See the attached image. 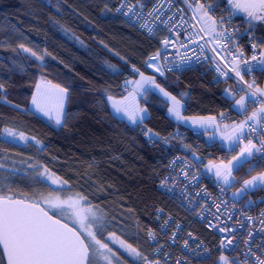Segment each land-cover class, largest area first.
<instances>
[{"label": "trees", "instance_id": "trees-1", "mask_svg": "<svg viewBox=\"0 0 264 264\" xmlns=\"http://www.w3.org/2000/svg\"><path fill=\"white\" fill-rule=\"evenodd\" d=\"M119 2L0 0V195L31 202L80 196L103 214L95 231L102 230V242L109 243L115 258L121 264H144L152 259L148 233L156 229L158 210L189 223L179 205L158 190L169 160L175 155L193 162L194 155L205 162L230 157L219 144L209 146L171 120L169 104L155 93L140 99L149 115L135 126L115 116L108 99L123 98L130 90L126 82L143 73L179 100L185 118L226 115L238 123L246 118L235 107L239 96L233 95L236 86L230 81L211 84L198 69L152 72L147 63L158 52L164 33L139 32L116 14ZM249 31L264 50V25ZM263 75L258 76V86ZM40 80L67 89L60 126L30 111ZM6 131L29 141H7ZM46 172L66 182L65 190L53 191L44 179ZM263 172L264 161L253 156L234 172V188ZM251 196L255 204L264 188ZM191 229L205 242L213 240L203 226L194 223ZM110 236L118 240L112 243ZM121 240L139 255L125 246L120 249ZM0 264H5L3 255Z\"/></svg>", "mask_w": 264, "mask_h": 264}, {"label": "built area", "instance_id": "built-area-1", "mask_svg": "<svg viewBox=\"0 0 264 264\" xmlns=\"http://www.w3.org/2000/svg\"><path fill=\"white\" fill-rule=\"evenodd\" d=\"M201 4L204 9L200 8ZM203 11L208 15L201 21ZM116 14L146 36L157 31L164 33L154 55L157 59L147 63L152 72L164 74L198 69L211 84L232 82L236 86L233 95L246 98L247 111L242 110L244 121L252 116L254 106L261 104L262 98L256 89L258 76L263 71L259 46L247 28V14L234 10L224 0H120ZM213 21L216 22L215 32L211 31ZM165 40L169 41L167 45ZM253 56L257 58L254 60ZM249 67L252 70L246 74L245 69ZM236 70L240 71V76L236 75ZM130 71L136 73L133 66ZM253 82L254 87L249 88ZM218 123L232 126L238 122L222 115ZM249 123L252 127L245 126L240 143L251 141L260 148L264 141V122L258 116ZM176 136L185 139L182 135ZM191 136L204 140L206 135L191 131ZM235 150L227 151V157L236 153ZM255 155L264 161V152L257 151ZM206 163L193 162L182 155L169 160L158 190L179 205L189 223L158 210L156 229L148 233L152 259L144 264H220L221 257L227 264H260V260H264V206L260 207L264 205V196L252 208L240 204L227 188L203 170ZM194 223L203 226L213 240L207 243L198 236L191 229Z\"/></svg>", "mask_w": 264, "mask_h": 264}, {"label": "snow or ice", "instance_id": "snow-or-ice-1", "mask_svg": "<svg viewBox=\"0 0 264 264\" xmlns=\"http://www.w3.org/2000/svg\"><path fill=\"white\" fill-rule=\"evenodd\" d=\"M227 3L233 8L243 9L253 20L264 21V0H227ZM204 7V4L200 5L201 9H204ZM129 11H132V9H129ZM127 14L125 13V15ZM207 15V11H203L200 14L201 21ZM208 19L211 20L212 18L208 16ZM215 24L216 22L213 21L211 26L212 32H215ZM201 30L203 31L204 28L202 27ZM218 35L222 36L223 33H219ZM224 38L227 39V37ZM164 43L167 45L169 41L165 40ZM24 50L28 51V49ZM32 55L35 56L36 53L33 52ZM256 58V56H253L254 60ZM150 59L155 60L157 57L154 56ZM260 63L264 64V59ZM251 70L252 68L249 67L245 69V73L247 74ZM261 70L264 71V69ZM236 75L240 76L239 70H236ZM141 78L142 81L147 80L143 76V73H141ZM141 86V82L138 81L136 87L140 88ZM248 87L253 88L254 82L253 84H249ZM240 91H243V89H240ZM256 92L264 96V91L259 88L256 89ZM66 93L67 89L64 88H59L56 93L47 90L42 91L40 84H37V91L32 97V104L36 107L37 111L49 116V118H52L53 114H55L56 123L60 124L61 117L65 115L64 100ZM164 94L166 96L168 95L166 92ZM171 99L173 100V107L169 111L179 119L181 118L179 111L180 102L175 97H171ZM249 102H252L250 98ZM121 103L113 101V107L116 109V112L123 111L128 117V120L136 123L137 113L143 111V109H139L138 107L122 109L120 106ZM236 103L247 111L244 104V97H241ZM261 105L259 113L254 112L248 121H244L239 126H236L235 131L239 132L245 126L251 128L252 125L249 122L256 121L258 115L260 116V121L264 122V101L261 102ZM9 135H12V133L10 132ZM240 139V136L236 137L237 142ZM254 149L258 152H264V141H261L260 148H257L255 144L249 141L241 150V155L243 156L244 153H248L251 156L254 154ZM241 163L242 161L238 159L237 164L231 168L228 165H224L223 167L227 169L230 175L233 170H238ZM216 175H221L219 166ZM49 179H51L53 185L66 184L59 177H49ZM224 180L225 183H229L228 175L224 176ZM257 183L264 184V174L259 177H253L252 180L245 181V187L241 191L246 192L249 185L255 187ZM52 190L63 191L65 189L57 188ZM237 195H240V193H237ZM82 199V197H78L75 201H60L59 198H56L55 201L49 200L48 208H46L39 201L29 202L12 196L0 195V246H2L0 255L7 256V264H90L91 255L98 254L103 256L108 264H112V257H115V252L109 247L108 242H102L103 233L99 227L96 228V231L92 230V227H95L98 223L95 218L96 214L90 209L85 210L80 206L79 202ZM63 204H67L74 209V219L66 218L62 222L58 218L65 214L63 212L57 213L55 209L61 208ZM49 208L53 211L50 212ZM90 216L93 218L92 220H88ZM68 219H71L73 225H76L78 222L79 228L74 230L73 227H70ZM86 220H88V223H85ZM85 232L86 238H82ZM109 239L112 243H115L118 237L110 236ZM227 242L230 244L231 239ZM119 243L130 249L131 252L136 253V249L131 248L130 245H124V241L121 240ZM109 253L111 257L107 255ZM136 254L139 255V253ZM221 259L223 260L224 258L221 257ZM260 264H264V260H260Z\"/></svg>", "mask_w": 264, "mask_h": 264}, {"label": "rangeland", "instance_id": "rangeland-1", "mask_svg": "<svg viewBox=\"0 0 264 264\" xmlns=\"http://www.w3.org/2000/svg\"><path fill=\"white\" fill-rule=\"evenodd\" d=\"M239 11V10H238ZM247 14V13H245ZM264 25V21H260V20H253L251 17L248 16V23H247V28L248 30H250L251 27H253L254 25ZM250 32V31H249ZM260 52V59H264V50H259ZM152 62H150V66ZM152 71V70H151ZM156 74H160L159 72H156ZM134 81L132 80H129L126 82V84L128 86H131L133 84ZM37 84H40L41 86V90L44 91V90H47V91H50L52 93H56L58 92V87L56 86H53L51 83L47 82V81H44V80H40ZM157 85V84H156ZM257 88H258V85H257ZM36 91H37V86H36V90H35V93L34 95L36 94ZM150 92V91H149ZM165 92V91H164ZM146 94V93H145ZM260 95V93H259ZM261 96V95H260ZM245 99V97H244ZM240 100V99H238ZM237 100V101H238ZM140 102V100H139ZM66 106H67V93L65 95V100H64V113H65V109H66ZM235 107L236 108H239V105L237 103H235ZM139 109H143V111H140L137 113V117H136V123H132L130 120L128 121L130 125H138L140 123H142L144 120H146L148 118V112L145 108L141 107L140 104H139ZM30 111L39 115L40 117L44 118L45 120L53 123L55 126H60L62 124V121H63V118L64 116L61 117V123L60 124H57L56 123V119H55V114H53L52 118H49V116H46L44 115L42 112H39L37 111L36 107L32 104V100H31V104H30ZM12 133V135H9V133ZM210 136L212 137H215V133L214 131H208ZM3 138L7 141H10V142H13V143H17V144H23L27 141H29V138L18 133V132H13V131H6L3 135ZM249 142H243V143H240L239 147L237 148V152L236 153H233L232 156L230 157L229 160H209L204 166H203V170L211 177L213 178L218 184H220L221 186L227 188L230 192V195L233 199H235L236 201L240 202L242 205L246 206V207H249L251 205L254 204L255 200H253L252 196L251 195H254L256 193L259 192V189L260 188H264V184H261V183H257V185L255 187L249 185L248 186V189L246 192H242L241 190L244 189L245 187V182H243L240 186H237L234 188V184H235V177H234V172L236 170H233L231 172V174L229 175L228 172H227V169H225L223 166L224 165H228L229 168H231L233 165H236L237 164V160L239 159L240 161H242V163L239 165L242 166L243 164L247 163L255 154L257 151H255V149L253 150V155L249 156L248 153H244L243 156L241 155V150L245 147L246 144H248ZM236 151V150H235ZM194 160H198L200 161V159L198 158V156H195L194 155ZM218 166H219V170L221 172V175L220 176H217L216 173H217V170H218ZM238 167V168H239ZM264 174L261 173L255 177H259L260 175ZM225 175H228V181L229 183H225V180H224V176ZM49 177H52V178H55L53 175H51L50 173H44V179L55 189L57 188H63L65 189L66 186L65 184H60V185H53L52 182H51V179H49ZM253 178L251 179H248V180H252ZM246 180V181H248ZM237 193H240V195H237ZM80 197V196H75V195H58V196H53V197H49L45 200H43L42 202H40L44 207L48 208V205H49V200H52V201H55L56 198H59L60 201H75L77 200V198ZM259 200V199H258ZM257 200V203L259 204L260 201ZM80 206L82 208H84L85 210H88L90 209L92 212H94L96 214V220L98 221V223L96 224V226L98 224H101V222L103 221V214L97 210L95 207L91 206V205H88L86 203V201L84 199L80 200ZM49 211H53L52 209L49 208ZM55 211L57 213H60V212H63L65 215L64 216H61V217H58L62 220V222H64V220L66 218H72L74 219V209L72 207H69L67 204H63L61 208H57L55 209ZM93 218L90 216L88 217V220H92ZM88 220L85 221V223H88ZM68 223H69V226L70 227H73L75 230L77 228H79V223L77 222L76 225H73L71 223V219H68ZM95 226V227H96ZM95 227H92V230L95 231ZM83 238H86V232L84 233V235L82 236ZM117 246L122 249L124 247H122L121 244H119L117 242ZM111 257V254H107ZM92 257H93V262L92 264H108V262L104 259L103 256H100L98 254H92ZM225 262H227L225 259H223L220 264H225ZM112 264H121V262L119 261V259L115 258V257H112Z\"/></svg>", "mask_w": 264, "mask_h": 264}, {"label": "crops", "instance_id": "crops-1", "mask_svg": "<svg viewBox=\"0 0 264 264\" xmlns=\"http://www.w3.org/2000/svg\"><path fill=\"white\" fill-rule=\"evenodd\" d=\"M261 69H264V64H260ZM264 72V71H263ZM146 78V77H145ZM133 84L130 87V90L128 93L120 99H115V98H109L108 99V104L111 109V111L114 113L115 116H117L119 119L125 120L127 123L128 117L124 114L123 111L121 112H116V109L113 107V101L116 102H122L120 104L121 108H133V107H139V100L145 95L147 92H152L155 93L158 97L164 99L168 104H169V109L173 107V100L171 99L172 96L169 94L166 96L164 91H161V88L156 85V83H153V80L147 78L146 81H142L141 76L135 80ZM140 81L141 82V87L137 88L136 83ZM258 88L262 91H264V75L261 84L258 86ZM134 97V98H133ZM127 98V99H126ZM254 99V97H250ZM262 101H264V96H261ZM241 99V98H239ZM246 102V98L244 99V104ZM246 105V104H245ZM261 104L258 106H254L253 108V113H259V110L261 109ZM184 106L180 103L179 104V111H180V116L181 118H177L172 112L168 110V116L171 120H173L177 124H181L187 128H189L191 131H201L203 132L206 136L204 138V141L210 145L213 143H217L225 148L226 151L230 152L233 150H238V146L243 139L245 135V128H243L241 131L237 132L235 131L236 126H239L242 122H239L235 125L232 126H225V125H220L218 123V118H185L183 117ZM238 111H242L244 108H241L239 105V108H236ZM259 116V115H258ZM260 117V116H259ZM133 126V125H132ZM208 131H214L215 137L210 136ZM240 136L241 139L237 142L236 137ZM231 137V138H229ZM237 152V151H236ZM201 161V160H200ZM196 162H199L198 160Z\"/></svg>", "mask_w": 264, "mask_h": 264}, {"label": "water", "instance_id": "water-1", "mask_svg": "<svg viewBox=\"0 0 264 264\" xmlns=\"http://www.w3.org/2000/svg\"><path fill=\"white\" fill-rule=\"evenodd\" d=\"M241 13H247V12H245L243 9H238ZM17 199H19V198H17ZM24 200V199H23ZM25 201H27V200H25ZM29 202H31V201H29ZM74 229V228H73ZM75 230V229H74ZM83 238V237H82ZM0 250H1V252H2V246H0ZM3 257H4V261H5V264H7V256L6 255H3ZM90 261H91V257H90Z\"/></svg>", "mask_w": 264, "mask_h": 264}]
</instances>
